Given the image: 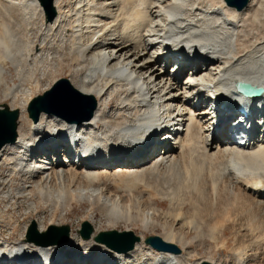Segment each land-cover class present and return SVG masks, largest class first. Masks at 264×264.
Returning <instances> with one entry per match:
<instances>
[{"label": "bare ground", "instance_id": "1", "mask_svg": "<svg viewBox=\"0 0 264 264\" xmlns=\"http://www.w3.org/2000/svg\"><path fill=\"white\" fill-rule=\"evenodd\" d=\"M52 8L55 16L48 20L38 0H0L1 94L6 100L26 97L17 101L19 110L0 105L24 120L15 141L0 149L9 169L1 185H16L17 193L9 189L14 201L23 200L28 211L41 204L52 218L86 202L90 215L95 210L114 224L136 220L144 230L157 227V237L180 253L158 252L139 236L130 251L110 250L96 241L98 229L90 221L88 239L69 227L68 243L39 245L27 237L28 221L18 228L0 209L2 228L14 234L23 229L16 240L0 231V264H264V135L247 147L231 146L208 117L201 93L227 92L241 80L264 89V0H250L242 10L224 0H53ZM162 36L181 51L187 47L192 61L173 65L166 49L154 44ZM48 60L54 70L43 69ZM64 73L74 90L94 99L92 117L67 126L42 113L33 122V93L43 80L50 79L45 91L58 84ZM175 113L182 123H171L170 141L147 156L119 153L147 116ZM65 140L84 149L88 162L53 155L52 142ZM100 154H110L111 161H94ZM142 183L167 200V211L151 205L152 193L139 190ZM52 218L48 227L58 226ZM45 226H36L39 235ZM197 247L206 248L204 254Z\"/></svg>", "mask_w": 264, "mask_h": 264}, {"label": "water", "instance_id": "2", "mask_svg": "<svg viewBox=\"0 0 264 264\" xmlns=\"http://www.w3.org/2000/svg\"><path fill=\"white\" fill-rule=\"evenodd\" d=\"M43 7L44 13L52 20L55 16L52 8L53 0H38ZM250 0H224L226 5L237 10H242ZM49 92V93H48ZM46 92L43 96H37L30 101L28 106V115L37 122L40 114H53L62 117L66 120L79 123L81 121L89 120L95 109V101L92 97H86L78 94L68 83L66 79H62L52 91ZM262 92V89L257 90ZM81 111L83 115H76L77 111ZM18 112L10 111L7 108L0 110V149L8 143H13L16 139ZM92 227L89 223L83 222L80 236L83 240L90 237ZM29 240H33L39 245H58L67 242L69 239V227L63 226H49L45 233L39 235L36 231V224L31 223L27 231ZM96 241L104 244L111 250L125 253L133 249L136 242L140 238L132 232H99L96 236ZM144 244L150 246L158 252H166L172 254H179L180 249L173 244H168L162 241L157 236H148L144 239ZM207 264V263H202Z\"/></svg>", "mask_w": 264, "mask_h": 264}, {"label": "rangeland", "instance_id": "3", "mask_svg": "<svg viewBox=\"0 0 264 264\" xmlns=\"http://www.w3.org/2000/svg\"><path fill=\"white\" fill-rule=\"evenodd\" d=\"M43 12H44V10H43ZM44 16H47L46 14H44ZM56 52H60V48H58L57 49V51ZM45 62H46V64H45ZM48 64V65H47ZM51 64V65H50ZM54 64V65H53ZM44 65H46V66H44ZM44 67H46V69H44ZM53 67H55V62H53V60H48V61H44V63H43V69L44 70H46V71H50V70H54V68ZM50 69V70H49ZM13 71V70H12ZM11 71V72H12ZM11 72H9V73H6L5 74V78H7V80H9L14 74H13V72L11 73ZM168 74H170V73H168ZM62 76H64L63 78L64 79H66V74L64 73ZM14 80V82L15 83H17V80L16 79H13ZM49 80V81H48ZM47 81L48 82H44V80L41 82V84H40V86H39V88H38V91H36V92H34L33 93V95H32V98L33 97H35V96H39L40 94H43V92L45 91L44 89H47V86L49 85V83H50V79H48ZM182 81V82H181ZM180 81V85H181V87H182V84L184 83L183 82V78H182V80ZM59 82V81H58ZM57 82H55L54 83V85L56 84ZM10 84H11V82H10ZM46 84V85H45ZM52 86L50 89H48L47 91H50L52 88H54L55 86ZM44 90V91H43ZM47 91H45V92H47ZM76 91V90H75ZM3 94V88H1L0 87V105L1 104H7L8 106H10V107H15L16 109H20L19 108V105H18V103L20 102H22L26 97H24V99L22 100V98L21 97H18L17 99H12V98H8L7 100L5 99V98H3L2 97V94ZM78 93V92H77ZM79 94V93H78ZM19 99H21V100H19ZM3 102H2V101ZM19 100V102H17ZM16 101V102H15ZM112 104V105H111ZM114 102L113 101H111L110 102V107L108 108V110H111L112 108H113V106H114ZM12 105V106H11ZM190 105H191V103H190ZM203 108L202 107H200V110H202ZM77 114H80L79 112H76ZM76 114V115H77ZM28 117V116H27ZM19 121L17 122V130H19V129H21V127L22 126H24V120H23V122H22V119L20 120V118L18 119ZM22 125V126H21ZM77 125V124H76ZM20 127V128H19ZM19 128V129H18ZM18 132V131H17ZM2 160L3 159H1L0 160V209L2 210V211H7L8 212V214H10L11 216L9 217L8 216V218H10L11 219V223L10 224H12L13 223V225H16V227H18L19 228V226L21 227V225L23 226V224H25V221L27 222V226H28V228L26 229V233H27V231H28V229H29V226L31 225V223L33 222V221H35L34 223L36 224V226L38 225V224H41V225H46L45 227V231L47 230V228H48V225H47V223H48V220L50 219V218H52V216H51V213H50V211L48 212V210H46V208L44 209L43 208V206L41 205V204H39V206L38 205H36V207H37V209L36 208H34V211H32L31 209H29V211L27 210V206H26V204H25V202L23 201V200H21V202H20V200H16V201H14L12 198H14V194H11V192H9L10 190V188H12L13 189V191H14V189H15V192L17 193L18 191H19V189H18V187L16 186V185H13V184H11V183H7L6 184V186L9 184V185H11V186H4V185H1V183H2V181H3V179H4V176L5 175H7V174H9V169L8 168H6V166H4V164H2ZM145 184H150V183H146L145 182ZM143 183L141 184V186H140V184H139V187L141 188V189H139V190H143L142 192L143 193H147V191L148 192H150V193H152V198L154 199L155 197V199L153 200L152 198H151V205H153V206H156L157 207V209L160 211V212H163V211H167L168 210V208H169V204H168V202H167V200H162L161 198H160V196L158 195V194H155L154 195V189H153V187H151L150 185H149V188H146V187H144L143 188ZM137 187H138V185H136ZM144 186H146V185H144ZM2 187V188H1ZM138 187V188H139ZM6 188H8L7 189V191H5L6 190ZM2 189V190H1ZM18 191H17V190ZM145 189H148V190H145ZM3 191V192H2ZM4 193V194H3ZM13 195V196H12ZM158 195V196H157ZM6 196V197H5ZM10 198H9V197ZM16 197V196H15ZM158 197V198H157ZM17 198V197H16ZM12 201H11V200ZM3 200V201H2ZM163 201V202H162ZM6 202V203H5ZM4 203V204H3ZM10 203V204H9ZM12 203H13V205H12ZM32 203H35V201L33 202L32 201ZM6 204V205H5ZM14 204H15V206H14ZM3 206V207H2ZM25 206H26V208H25ZM8 207H10V208H8ZM11 207L13 208V209H11ZM40 208V209H39ZM8 209V210H7ZM189 209V206H187V205H185V209H184V212L186 213L187 212V210ZM44 210V211H43ZM25 211V212H24ZM27 211V212H26ZM37 211V212H36ZM39 211V212H38ZM90 211V209H89V204L88 203H77L76 204V202L75 203H72V205H71V208H70V210L67 212V213H63V217H61V216H59V213H56V215L54 216V218H52V222H54L56 225L58 224V226H63V225H66V226H68V227H70V230L72 229L73 231H75V229H77V228H79V231H80V229H81V225H82V223L83 222H85V221H90V224H92V226H94V228H96V229H98V233L99 232H104V231H107V230H111V229H113L114 231H118V232H125L126 230H130V232H133L136 236H139L140 238H142L143 240L146 238V237H148V236H159V235H161L162 234V231L161 230H159L157 227H148L147 229H143V228H141V226H140V224L138 223V221H136V220H134V222H129V223H123V222H116L115 224L113 223L114 221L113 220H108V219H106L104 216H102L99 212H97V211H93L92 212V214L90 215V213H91V211ZM60 212V211H59ZM27 213H29V215L27 214ZM36 214V215H35ZM27 215H28V217H27ZM34 215V216H33ZM91 216V217H90ZM24 217V218H23ZM30 217H32V218H30ZM37 217V218H36ZM133 217V216H132ZM7 218V217H6ZM7 218V219H8ZM36 220H35V219ZM16 219V220H15ZM19 221H18V220ZM46 219V221H44V220ZM48 219V220H47ZM9 220V219H8ZM54 220V221H53ZM106 220V221H105ZM14 221V222H13ZM16 221V222H15ZM21 221V222H20ZM40 221H42V222H40ZM0 222H3V221H0ZM44 222V223H43ZM109 222H110V224H109ZM137 222V223H136ZM108 223V224H107ZM119 223V224H118ZM128 224V225H127ZM4 225L5 224H0V231H1V233L3 234V235H8V236H10V239L11 240H16L17 239V237H19V235L22 233V230H21V232L20 233H18V234H14L15 232H11L9 229H7L6 227L5 228H2V227H4ZM112 227H111V226ZM2 226V227H1ZM91 226V225H90ZM16 227H14V228H16ZM114 227V228H113ZM143 229V230H142ZM45 231H43L42 233H45ZM78 231V232H79ZM26 233H25V237H26ZM42 233H40V234H42ZM98 235V234H97ZM79 237L81 238V236L79 235ZM69 242V241H68ZM67 242V243H68ZM229 245H231V244H229ZM111 250V249H110ZM206 250V248H203V247H197V250H196V252L197 253H199V255H201V254H204V251ZM191 251V250H190ZM224 254H226V253H221V257L222 258H224ZM80 258V257H79ZM193 259H195V258H192V260Z\"/></svg>", "mask_w": 264, "mask_h": 264}]
</instances>
